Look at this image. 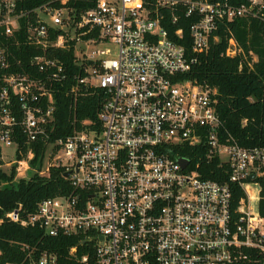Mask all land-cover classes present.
<instances>
[{"label": "built area", "instance_id": "2783aa9c", "mask_svg": "<svg viewBox=\"0 0 264 264\" xmlns=\"http://www.w3.org/2000/svg\"><path fill=\"white\" fill-rule=\"evenodd\" d=\"M23 1L0 0V167L15 165L14 180L60 167L72 189L41 200L27 218L18 210L8 217L50 236L80 235L96 264H264V146L241 145L218 112L217 87L184 77L218 40L221 21L264 20V0H49L31 8ZM181 8L193 18L192 53L162 23L169 11L177 22ZM109 42L116 52L100 48ZM22 44L42 53L23 64L12 49ZM71 45L83 71L69 91L73 107L81 84L101 88L100 128L85 120L55 137V83L67 68L49 51ZM241 52L230 38L226 54ZM39 143L42 167L31 168ZM185 147L228 166L244 192L236 207L230 184L203 178L181 155ZM79 258L88 262L89 253ZM29 259L58 264L50 251Z\"/></svg>", "mask_w": 264, "mask_h": 264}, {"label": "trees", "instance_id": "16d2710c", "mask_svg": "<svg viewBox=\"0 0 264 264\" xmlns=\"http://www.w3.org/2000/svg\"><path fill=\"white\" fill-rule=\"evenodd\" d=\"M49 0H24L22 5L31 8ZM242 4L248 0H233ZM79 6L84 3H78ZM90 5V4H89ZM87 7V6H86ZM179 19L172 22L169 14L162 22L168 29L170 37L186 47L192 53V37L190 26L193 22L183 9L178 11ZM182 28L181 35L176 30ZM218 40L211 43L207 53L199 56L198 62L185 73L184 77L200 83H207L218 89L217 109L225 128L245 147L264 146V20L241 16L232 20L221 21L214 32ZM234 38L242 52L240 55L229 56L226 50L229 39ZM14 53L22 59L23 64L29 62L32 55L42 53L40 48L22 44L13 46ZM50 56L60 59L67 68V77L55 83V116L57 129L55 137L72 133L85 120L96 121L100 128L98 113L103 102V90L98 87L80 85L76 107H73L70 89L76 85L82 67L76 62L74 45L70 48L50 50ZM253 52L257 59H254ZM39 75V72H35ZM246 119V122L243 120ZM20 145L26 155L28 145L20 136ZM34 145V144H33ZM35 157L32 165L42 167V144L34 145ZM181 155L188 157L194 168L203 178L221 183H229L233 190V206L236 207L244 192L236 183L230 182V171L227 165L220 164L218 159H206L202 153L192 147H185ZM22 158V155H18ZM199 164L197 167L196 164ZM191 167V165H190ZM60 167L51 168L49 175L32 173L28 178L14 180L15 165L10 173L0 167V264H30L29 256L37 259L43 252L50 251L58 256V264H96L94 251L87 242L81 243L80 235L50 236L38 226H24L11 220L8 213L19 211L21 218H27L36 212L41 200L65 194L71 191L69 179L63 176ZM264 195V175L259 178ZM262 213H264L262 205ZM85 246H83V245ZM79 246L77 255L70 254V248ZM89 253L88 262H82L79 255Z\"/></svg>", "mask_w": 264, "mask_h": 264}, {"label": "rangeland", "instance_id": "374dc122", "mask_svg": "<svg viewBox=\"0 0 264 264\" xmlns=\"http://www.w3.org/2000/svg\"><path fill=\"white\" fill-rule=\"evenodd\" d=\"M106 47H108V48H111L112 49V51H113V53L114 52H116V49H117V47H116V45L114 44V43H112V42H109V43H103V44H101L100 45V48H106ZM15 147L14 146H12V147H6V148H4V152H3V156H4V158H5V160H7V161H9V160H13V159H15ZM48 156H46L45 158H44V163L46 164V162H47V158ZM30 167L31 168H33L34 167V165H32V163L30 164ZM12 168L13 167H11V165H6V164H3L2 165V169L3 170H5V171H8L9 173H10V171L12 170ZM31 172H35L34 170H28V171H26V174H25V176L26 177H29V174L31 173ZM46 173H47V171H46ZM45 173V174H46ZM18 178H20V177H18ZM18 180V179H17ZM16 181V180H15Z\"/></svg>", "mask_w": 264, "mask_h": 264}, {"label": "water", "instance_id": "95a60500", "mask_svg": "<svg viewBox=\"0 0 264 264\" xmlns=\"http://www.w3.org/2000/svg\"><path fill=\"white\" fill-rule=\"evenodd\" d=\"M180 161H181V163H182L183 166H186L187 163H188V160H187V159H184V158H181ZM68 175H69L68 172L64 174V176H66V177H67ZM254 177H255V174L250 175V178H251V179L254 178Z\"/></svg>", "mask_w": 264, "mask_h": 264}]
</instances>
